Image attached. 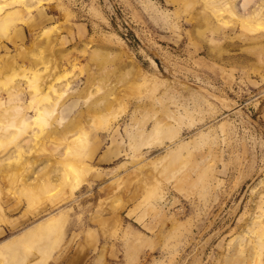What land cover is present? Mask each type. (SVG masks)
<instances>
[{
    "label": "rangeland",
    "instance_id": "obj_1",
    "mask_svg": "<svg viewBox=\"0 0 264 264\" xmlns=\"http://www.w3.org/2000/svg\"><path fill=\"white\" fill-rule=\"evenodd\" d=\"M48 217L0 264H264V0H0V241Z\"/></svg>",
    "mask_w": 264,
    "mask_h": 264
},
{
    "label": "bare ground",
    "instance_id": "obj_2",
    "mask_svg": "<svg viewBox=\"0 0 264 264\" xmlns=\"http://www.w3.org/2000/svg\"><path fill=\"white\" fill-rule=\"evenodd\" d=\"M52 219L53 218H49L48 217V219H44V221L42 223H40L41 222L40 221L39 223H36L34 225H31L30 227H28L27 229H25L24 231H22L19 235H13V236H10L8 238H5V239L1 240L0 241V252H2L4 250H10L16 244V242L18 240H21L26 235L28 236V235L33 234V232L36 231V230L46 231L50 227L49 222ZM13 259L14 258L12 257V260ZM2 264H4V263H2ZM31 264H33V263H31Z\"/></svg>",
    "mask_w": 264,
    "mask_h": 264
}]
</instances>
